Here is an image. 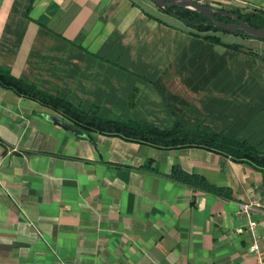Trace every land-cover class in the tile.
Wrapping results in <instances>:
<instances>
[{"label": "crops", "instance_id": "0c3cea01", "mask_svg": "<svg viewBox=\"0 0 264 264\" xmlns=\"http://www.w3.org/2000/svg\"><path fill=\"white\" fill-rule=\"evenodd\" d=\"M156 18L134 0H0V67L105 119L180 121L264 151V57ZM51 116L0 86V264H256L264 170L77 134ZM175 166L229 198L171 179Z\"/></svg>", "mask_w": 264, "mask_h": 264}, {"label": "trees", "instance_id": "16d2710c", "mask_svg": "<svg viewBox=\"0 0 264 264\" xmlns=\"http://www.w3.org/2000/svg\"><path fill=\"white\" fill-rule=\"evenodd\" d=\"M163 12L176 20L183 22L187 27L195 30L193 34L205 38L213 43L241 50L236 45H229L214 36H202L199 32L216 30L224 32L213 25L203 14L179 7L162 9ZM250 25L264 29V14H241L237 9L230 10ZM154 18L153 16H151ZM229 22L228 19L218 17ZM162 22L161 19L156 18ZM248 38L244 34H236ZM0 86L14 94L34 100L40 105L55 112L58 117L68 122L83 133H100L106 136L119 137L126 141L139 143L161 149H178L200 147L212 150L239 163L249 164L257 169L264 170V151L258 150L248 141H239L229 138L221 133L211 130H188L180 121H176L170 129H161L144 121L122 122L115 119H105L99 114L98 109L83 110L69 100L45 92L38 87L27 83L8 68L0 67ZM149 161L146 165L150 167ZM171 179L187 184L193 188L204 190L216 195L229 198V191L209 184L204 177L197 174L186 173L180 166H175L169 176ZM226 192V193H225Z\"/></svg>", "mask_w": 264, "mask_h": 264}, {"label": "water", "instance_id": "95a60500", "mask_svg": "<svg viewBox=\"0 0 264 264\" xmlns=\"http://www.w3.org/2000/svg\"><path fill=\"white\" fill-rule=\"evenodd\" d=\"M159 8H184L190 9L196 12H199L206 16L208 21H210L217 28L223 30L229 34H244L249 38L260 40L264 42V29L256 28L250 25L248 22L242 20L238 14L224 10L222 8L206 6L196 0H151ZM223 17L232 22H225L220 20L218 17ZM54 122L66 127L70 131H73L77 134H83V132L76 127L72 126L68 122L64 121L60 117L51 116L50 117Z\"/></svg>", "mask_w": 264, "mask_h": 264}, {"label": "rangeland", "instance_id": "374dc122", "mask_svg": "<svg viewBox=\"0 0 264 264\" xmlns=\"http://www.w3.org/2000/svg\"><path fill=\"white\" fill-rule=\"evenodd\" d=\"M138 5L145 7L146 9H148L149 11H151L154 15L160 17L163 20L169 21V22H173V23H177L179 25H182V27H184L185 29L195 32V30L187 27L183 22H179V20H173L171 18V16L165 14L162 10V8H159L155 3H153L151 0H134ZM206 6H211L210 2L207 0H196ZM213 7V6H212ZM219 8V7H217ZM224 10H235L237 9L241 14H250V13H256V14H264V11H260L251 7H239V8H235V7H221ZM200 35L202 36H214L216 38H219L222 42L229 44V45H236L238 46L241 50L245 49L247 51H257L258 54L262 57H264V44H258V43H250V42H246L244 40L243 37L239 36V35H235V34H229L226 32H220V31H216V30H207V31H202L199 32ZM256 40V39H255ZM260 41V40H257ZM263 42V41H262ZM264 43V42H263Z\"/></svg>", "mask_w": 264, "mask_h": 264}, {"label": "built area", "instance_id": "2783aa9c", "mask_svg": "<svg viewBox=\"0 0 264 264\" xmlns=\"http://www.w3.org/2000/svg\"><path fill=\"white\" fill-rule=\"evenodd\" d=\"M251 226L254 229L256 224L252 223ZM249 252L256 257V264H264V251L257 240L250 245Z\"/></svg>", "mask_w": 264, "mask_h": 264}, {"label": "flooded vegetation", "instance_id": "af4514ba", "mask_svg": "<svg viewBox=\"0 0 264 264\" xmlns=\"http://www.w3.org/2000/svg\"><path fill=\"white\" fill-rule=\"evenodd\" d=\"M229 22H232L231 20H229Z\"/></svg>", "mask_w": 264, "mask_h": 264}]
</instances>
